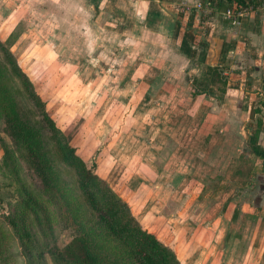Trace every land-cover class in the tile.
Returning <instances> with one entry per match:
<instances>
[{
  "label": "rangeland",
  "instance_id": "obj_1",
  "mask_svg": "<svg viewBox=\"0 0 264 264\" xmlns=\"http://www.w3.org/2000/svg\"><path fill=\"white\" fill-rule=\"evenodd\" d=\"M44 2L23 0L19 12L23 17L9 32L13 38L9 41L8 35L0 39L15 53L47 114L67 135L87 166L92 168L94 162L90 158H96L99 164L96 173L104 172V179L127 202L141 226L168 246L181 264H264V217L252 218L254 203L264 207V189L255 177L256 170L264 174L261 162L257 160L259 163L254 165L256 158L246 154L240 138L233 131H226L220 145L212 147L210 164L202 165L204 159L197 154L202 151L197 145L202 133L198 131L190 153L181 150L177 164L169 161L170 150L164 151L163 155L167 153L168 157L164 164L161 160L165 156H158L155 163L151 152L155 144L151 148L147 144L149 136L153 139L154 135L148 128H142L154 120L136 110L137 86L132 78L127 79L133 66L148 61V48L141 52L139 43L128 39L130 25L125 33L117 28L99 27L100 22L88 26L87 22L74 20L64 22L61 27L57 7H52V11ZM205 5L200 8L202 15L209 14ZM228 12L231 21L236 11ZM208 21L202 29L208 27ZM123 79L130 82L121 84ZM258 90L259 86H254L244 93L247 96ZM187 91L188 88L181 91L182 98ZM32 110L36 116L35 104ZM253 116L248 122L254 125L258 117ZM130 124L134 128H128ZM182 130L173 131L174 136ZM161 168L163 186L156 185L161 181L154 179L156 170ZM236 168L241 172L237 173ZM187 171L195 178L188 177ZM170 173L174 178L166 182ZM228 196H232V201L222 211ZM1 206L7 210L5 202ZM236 207L239 213L231 220L232 208ZM54 226L55 244L63 247L72 230L63 224Z\"/></svg>",
  "mask_w": 264,
  "mask_h": 264
},
{
  "label": "crops",
  "instance_id": "obj_2",
  "mask_svg": "<svg viewBox=\"0 0 264 264\" xmlns=\"http://www.w3.org/2000/svg\"><path fill=\"white\" fill-rule=\"evenodd\" d=\"M44 1L47 9L54 11L52 7H57V20L61 27L64 22L74 20L87 22L88 26L100 22L99 27L117 28L125 33L130 25L132 30L127 33L128 39L137 41L141 52L148 48V61H140L136 67L133 66L127 79L131 81L132 78L137 86L136 110L154 120V123L142 126L154 135V141L150 136L147 141L149 148L155 144L156 148L151 149L154 162L158 156H165L161 158L164 164L168 158L167 153L163 155L164 151L170 150L172 156L169 161L176 163L181 150L190 153L198 131L202 136L197 145L202 151L197 154L204 159H201V164H207L205 166L212 161V147L220 145L226 131H233L245 150H248L249 135L256 134V144L264 149V0H255L256 7L250 5L236 12L231 21L228 11H233L235 5L220 11L217 0ZM22 3L23 0H0V36L10 35L16 23L22 19L23 16H19L22 15L19 13ZM204 3L207 4L204 8L209 9H206L209 13L206 15H202L200 10ZM71 9L75 12H71ZM81 10H84L82 14ZM207 21L208 27L202 29ZM82 27H86L85 24ZM26 30L22 33L25 34ZM86 43H83L84 46ZM91 49L94 51L95 48ZM207 66L223 69L226 81L221 87L224 90L216 87L209 89ZM164 71L168 72L167 75ZM127 79H123L121 84H128L130 81ZM254 86H259V90L245 96L244 92ZM185 88L188 91L182 98L181 91ZM125 97L127 101L130 100L128 96ZM173 100H176L173 104L166 103ZM166 110L168 114L165 115ZM253 115L258 117L254 125L248 122ZM128 128H134V125L130 124ZM180 128L184 130L175 137L173 131ZM245 152L256 158L254 165L260 161V169L264 171V160ZM90 159L94 162L92 168L97 172L99 164L96 158L93 160L91 156ZM257 171L255 177L261 189H264V174ZM101 174L98 175L105 178L104 172L101 171ZM160 175L164 176L163 168L161 171L157 169L154 176L155 180L161 181L156 185L161 183L163 186ZM186 175L195 178L191 172L187 171ZM173 178L170 173L165 180L168 182ZM252 213L257 218L258 215L264 217V207L254 203Z\"/></svg>",
  "mask_w": 264,
  "mask_h": 264
},
{
  "label": "trees",
  "instance_id": "obj_3",
  "mask_svg": "<svg viewBox=\"0 0 264 264\" xmlns=\"http://www.w3.org/2000/svg\"><path fill=\"white\" fill-rule=\"evenodd\" d=\"M233 5L238 12L257 3L217 0L218 9ZM206 73L210 90H224L221 84L226 80L219 66H207ZM256 137L249 135L245 151L264 160V149L256 144ZM0 147V264H181L77 154L47 114L15 53L1 39ZM231 201L228 196L221 210ZM238 213L234 208L231 220ZM59 224L72 230L63 247L53 239L54 225Z\"/></svg>",
  "mask_w": 264,
  "mask_h": 264
}]
</instances>
